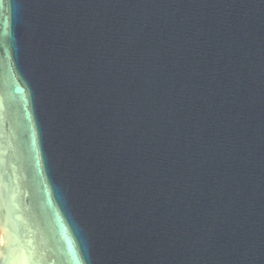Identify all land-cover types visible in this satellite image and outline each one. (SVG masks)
<instances>
[{
    "label": "water",
    "instance_id": "obj_1",
    "mask_svg": "<svg viewBox=\"0 0 264 264\" xmlns=\"http://www.w3.org/2000/svg\"><path fill=\"white\" fill-rule=\"evenodd\" d=\"M0 264H264V0H0Z\"/></svg>",
    "mask_w": 264,
    "mask_h": 264
},
{
    "label": "bare ground",
    "instance_id": "obj_2",
    "mask_svg": "<svg viewBox=\"0 0 264 264\" xmlns=\"http://www.w3.org/2000/svg\"><path fill=\"white\" fill-rule=\"evenodd\" d=\"M0 237H1V235H0ZM0 240H1V242H2V237L0 238Z\"/></svg>",
    "mask_w": 264,
    "mask_h": 264
},
{
    "label": "rangeland",
    "instance_id": "obj_3",
    "mask_svg": "<svg viewBox=\"0 0 264 264\" xmlns=\"http://www.w3.org/2000/svg\"><path fill=\"white\" fill-rule=\"evenodd\" d=\"M1 238V237H0ZM0 242H1V240H0Z\"/></svg>",
    "mask_w": 264,
    "mask_h": 264
}]
</instances>
